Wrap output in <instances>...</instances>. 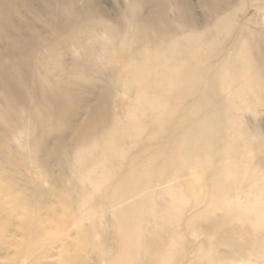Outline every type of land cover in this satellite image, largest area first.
<instances>
[{"label": "bare ground", "instance_id": "bare-ground-1", "mask_svg": "<svg viewBox=\"0 0 264 264\" xmlns=\"http://www.w3.org/2000/svg\"><path fill=\"white\" fill-rule=\"evenodd\" d=\"M183 1L121 0L113 23L95 0H0V182L13 180L0 185V249L17 246L13 264H41L40 245L70 226L81 245L63 248L61 264H87L97 250L106 264H177L184 229L206 235L194 264H264V172L257 163L240 173L264 138L222 127L200 104L189 134L163 133L175 111L169 96L200 89V63L237 26L235 52L208 85L230 109L262 112L264 33L247 29L243 1L203 0L202 29ZM42 178L51 188L39 187ZM206 196L207 208L181 224L184 206ZM8 206L22 218L23 242L7 237ZM97 217L112 226L104 248L92 244Z\"/></svg>", "mask_w": 264, "mask_h": 264}, {"label": "rangeland", "instance_id": "rangeland-1", "mask_svg": "<svg viewBox=\"0 0 264 264\" xmlns=\"http://www.w3.org/2000/svg\"><path fill=\"white\" fill-rule=\"evenodd\" d=\"M167 2L176 3L177 1L180 2L181 0H166ZM190 7L191 14L195 16L196 22L199 25V29H202V27L207 26V23L205 22V18H207L206 14L208 12L204 1L203 0H184ZM183 1V2H184ZM235 4H238L240 2L245 3V10L242 12L243 20H245V24L247 29H259L264 33V0H232ZM121 0H95L94 6L97 8L98 12L101 11L104 14V18L107 19V21H111L114 23V18L116 13L118 12L119 8H122L121 6L123 4L120 3ZM212 17H216L217 13L212 12ZM242 29L241 27L237 26L230 38L227 41H224L222 44L218 47V55L216 57L209 58L206 61H203L200 63L198 69L199 73L203 76V83L200 89L195 90V92L186 93L184 97L178 101L175 100L171 95L169 96L170 102L175 105V111L174 114L167 118L163 133H170L172 129H175L177 127H181V134L178 137L183 138V133L186 134L190 133V123L192 119V114L196 107L198 105H201L202 113L204 114L209 109L208 106L211 107L212 110H215V117L220 122L222 127H231V131H233L237 126L243 124L246 128L249 130H254V132L260 134L264 138V108L263 111L257 114L256 116L254 113L245 111L242 109V107L239 110L236 109H230L226 101L219 97L216 93L211 91L209 87V82L213 78L215 72L219 71L223 62L229 57L230 54L234 53L235 47L240 40ZM262 46L261 51L264 53V35L262 38ZM45 46V44H44ZM43 46V47H44ZM260 52V51H258ZM235 56V55H234ZM200 75V76H201ZM132 99L135 97L133 93L131 94ZM203 99V100H202ZM206 102V104L203 103ZM118 114L122 116V111H119ZM201 115L202 119L205 118L204 115ZM200 117V120H201ZM202 121V120H201ZM4 135L3 131L0 130V134ZM223 132V131H222ZM229 135L223 133L222 134V141H227L229 139ZM14 145L16 147H19V144L14 142ZM243 149V148H241ZM240 151L242 152V150ZM247 157H249V163H246L241 168V175H248L249 171L253 169L255 164L259 163L261 170L264 172V140L262 142V147L258 150H255L248 153ZM219 157H216L218 159ZM251 159V161H250ZM260 161H262V164H260ZM25 177H31L34 182H38L39 178L32 172L24 171ZM205 176V175H204ZM244 177V176H243ZM242 177V178H243ZM206 178V177H205ZM12 179V178H11ZM17 179V178H14ZM42 178L39 183V187L41 189H49L51 188L50 184L46 182V179ZM13 183V180L11 181ZM9 181H1L0 185H3V187L7 188L9 185H12ZM20 182V181H19ZM22 182V181H21ZM250 182H246V184L241 185V189L243 191L242 194V201H243V207H246L248 205V195L251 194L252 190L249 185ZM22 185H26V183H21ZM209 189H207L208 191ZM18 197H26V195H19L18 193H15ZM232 198H234V194H232ZM237 200V199H234ZM208 198L205 197V201L199 205V207H195L196 203L193 199H191L185 206H184V216L183 221L181 224H185L187 221L192 220L193 218H196L199 216V214L204 211L207 208ZM55 203V202H53ZM58 207L57 204L49 205ZM8 214L7 217L10 220V224L7 228V237L11 240L17 242H23L22 235L23 232L19 229V224L22 222V218L17 211H13L11 206L7 207ZM44 211L42 210L40 212V215H43ZM110 212L107 211L106 215L107 218L109 217ZM98 220L103 221V225L100 229V231L95 234L93 242L99 246V248H104L107 243L111 242L110 239V230L112 229V226L109 222V219H102L101 217H97ZM105 221V222H104ZM85 226L89 225V221L84 223ZM80 231L77 227L70 226L65 231H58L54 232L55 240L52 242L50 240L45 241L40 245L41 249L39 250V261L41 264H61L62 262V255L63 254V248L68 247L66 251L74 252L75 250H78L80 248L79 243L74 244V241L78 238L77 233ZM183 240L184 244L186 246L185 254L181 257H177L178 261L177 264H194L197 256L198 248L200 247V244L205 240V234L198 236V233L192 234L187 229H184L183 231ZM81 237V236H80ZM86 242V241H85ZM74 244V245H73ZM84 244V241L83 243ZM93 251V250H90ZM17 252V246L11 245L9 246L8 250H1L0 249V264H13L15 260V254ZM222 256H225V252L222 251ZM88 263L87 264H106L102 257L100 251H93L88 252L86 254ZM24 261V257L20 258L18 257L15 264H22ZM225 264H246L242 263L240 260L237 262H231L226 261Z\"/></svg>", "mask_w": 264, "mask_h": 264}]
</instances>
